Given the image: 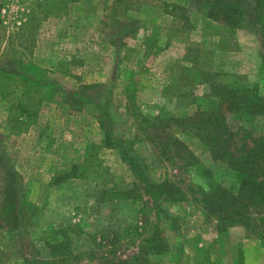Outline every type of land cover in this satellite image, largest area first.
<instances>
[{
    "label": "rangeland",
    "instance_id": "1",
    "mask_svg": "<svg viewBox=\"0 0 264 264\" xmlns=\"http://www.w3.org/2000/svg\"><path fill=\"white\" fill-rule=\"evenodd\" d=\"M41 2L0 6V264H127L135 255L142 264H264L253 209L228 224L204 208L211 180L235 190L230 170L167 121L194 110L205 90L189 87L197 67L235 74L264 96L260 28L227 31L193 0ZM21 94L37 115L15 125L9 106ZM252 125L264 135V116ZM105 127L141 176L107 146L83 175L52 184L89 164L85 150ZM164 179L182 200L147 192ZM57 241L68 257L51 255Z\"/></svg>",
    "mask_w": 264,
    "mask_h": 264
},
{
    "label": "trees",
    "instance_id": "2",
    "mask_svg": "<svg viewBox=\"0 0 264 264\" xmlns=\"http://www.w3.org/2000/svg\"><path fill=\"white\" fill-rule=\"evenodd\" d=\"M2 1L0 0V6L3 4ZM193 1L198 7L203 8L207 19L220 24L227 31L257 25L261 30V44L264 49V0ZM196 69L195 83L189 87L191 89L201 85L205 90L200 96H193L194 110L182 116H169L167 121H171L179 130L195 136L206 148L212 161H219L230 170L236 184L235 190H230L220 182L211 180L203 199L206 204L204 208H209V212H215L218 222L228 221V224L243 222L250 219L252 211L258 216L259 222H264V135H256L252 125L255 118L264 116V96L259 93L257 85L247 83L235 74L225 76L217 71L199 67ZM186 71H191V68H187ZM22 96L23 94L14 105L9 106L11 110L9 120L15 125H24L27 120L37 115V110H33V105L28 100L29 95L24 98ZM103 130L102 141L98 144H89L85 150V158L87 161L90 160L89 164H72L69 171L62 172L64 175H55L52 184L56 185L67 178L83 175L86 166H94L93 160L103 147L121 150V154H126L123 158L132 157L129 152L130 157H127L123 139L114 138L109 128L105 127ZM173 143L179 147L184 146L177 137L173 138ZM184 150L190 156H194L186 147ZM193 159L197 160L195 157ZM124 160L137 170V177H140L137 162L135 163L132 158ZM96 166L103 171L107 170L106 167H102L101 161ZM146 190L152 192L158 201L183 199L181 189L167 179L158 183L147 182ZM257 237L264 243V229L257 233ZM50 250L52 256L68 257L71 254L67 245L60 241L51 244ZM130 261L132 262L127 264H142L138 255Z\"/></svg>",
    "mask_w": 264,
    "mask_h": 264
}]
</instances>
